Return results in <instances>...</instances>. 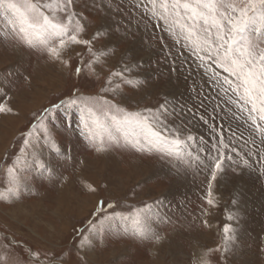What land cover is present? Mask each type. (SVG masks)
<instances>
[{
  "label": "rangeland",
  "instance_id": "374dc122",
  "mask_svg": "<svg viewBox=\"0 0 264 264\" xmlns=\"http://www.w3.org/2000/svg\"><path fill=\"white\" fill-rule=\"evenodd\" d=\"M108 4L75 0L74 10L85 18L84 38L107 33L93 50L106 46L110 54L92 68L83 46L75 48L83 65L76 55L65 65L42 46L21 43L12 27L15 15L0 9V89L5 93L0 103L12 108L0 112V192L12 186L7 168L13 165L26 185L18 198L0 199V254L19 264H31L29 250L56 264H264V160L254 157L252 169L227 166L213 182L210 206L205 200L210 171L190 159L215 142L210 125L218 126L217 133L223 129L225 142L231 139L245 152L264 155L243 88L233 91L238 83L234 76L211 61L202 64L178 26L171 28L137 7V0ZM124 65L133 66L128 74L133 84L114 78L109 85L111 72ZM78 66L83 67L79 76ZM137 79L144 83L136 85ZM117 84L118 91H106ZM104 100L129 111L151 109L160 119L166 115L165 123L184 125L197 140L168 155L166 146L159 145L150 152L137 151L121 133L119 147L97 152L85 122L91 124L87 109L103 106ZM41 114L49 136L29 137L35 147L21 153L26 133ZM201 115L207 123L198 119ZM7 130L10 135L4 137ZM100 200L114 203L110 211L119 215L105 223L102 236L93 238L90 247L80 248L77 230L95 221L92 213ZM137 215L150 238L139 237ZM225 224L232 225L234 236L227 253ZM151 233L162 237L159 243Z\"/></svg>",
  "mask_w": 264,
  "mask_h": 264
},
{
  "label": "snow or ice",
  "instance_id": "6c2138e0",
  "mask_svg": "<svg viewBox=\"0 0 264 264\" xmlns=\"http://www.w3.org/2000/svg\"><path fill=\"white\" fill-rule=\"evenodd\" d=\"M74 4L75 0H0V9L15 15L16 20L12 22V27L21 43L29 47L42 46L51 59L65 65L69 64L73 55L81 57V65H83L81 54L75 52L77 46H83L92 58L88 62V67L92 68L103 57L110 54L106 46L104 51L93 50L94 42L106 36L107 33L97 31L90 38L85 39V25L81 22L85 18L74 10ZM94 6L99 7L95 3ZM108 6L111 7V0ZM136 6L145 8L152 16L163 20L166 25L170 24L171 28L178 26L183 39L189 42L192 52L202 64L211 61L236 78L238 83L233 91L243 88L242 99L251 105L249 118L262 137L261 143L264 144V125L260 123L264 122V0H146V3L145 0H137ZM117 11H119L118 8ZM82 72L83 67L78 66L76 75L79 76ZM132 72L131 65H124L121 70L111 72L108 79L109 85L114 82V78L121 84L132 85L134 81L128 75ZM142 83L144 81L140 79L135 81L136 85ZM225 83H231L228 77H225ZM119 88L120 85L117 84L115 88L106 89V91L116 92ZM4 96L5 93L0 89V99H4ZM81 99L84 98L81 97ZM161 107L163 108L164 105ZM49 111L45 109L44 113ZM0 112H12V108L6 103H0ZM87 112L91 124L86 121L85 127L89 129V142L97 152L119 147L121 133L127 145L137 151L150 152L159 145L166 146L168 155H172L173 152L178 153L185 145L197 140L187 127L184 125L171 127L165 123L166 115L165 119H160V116L152 113L151 109H145L144 112L129 111L119 104L104 100L103 106L95 110L88 108ZM161 115L164 114L161 113ZM44 119L45 115L41 114L32 124L31 129L26 133L25 147L20 149L21 153H24L31 145L29 137L38 135L47 138L49 136ZM198 119L207 123L204 115L199 116ZM211 119L214 120V118ZM209 127L212 132L210 139L214 138L215 142L210 146L201 147L197 155L190 159L210 171L205 200L208 205L213 206V182L218 181L219 176L226 171V167L232 166L233 171L236 167L252 169L257 159L264 160V155L251 149L245 152L244 146L237 147L231 139L225 142L222 128L217 133L218 126L210 125ZM186 132L188 134L185 136ZM199 140L201 144H204L203 137ZM31 146L35 147V145ZM160 150L164 151L165 148L161 147ZM39 167L44 168V165L40 163ZM19 173L20 169L15 165L7 168L12 186L0 192V199L18 198L26 190V185L19 179ZM261 174H264V168H261ZM88 187L91 191H96L92 185ZM115 207L114 203H106L104 200L97 203L96 210L92 213L95 221L90 219L87 221L86 228L77 230L82 237L80 248L90 247L93 238L102 236L105 223L111 221L113 215H119V213H111L110 210ZM228 219L232 220L234 217L229 216ZM135 223L140 228L139 237L150 238L148 230L141 227L139 215ZM85 232L88 235H85ZM232 232V225L225 224L223 227L225 253L228 251L227 244L234 239ZM151 236L157 243L162 239L154 233H151ZM11 243L4 246L5 252ZM28 256L31 258V264H56L52 259L42 260L39 252L29 250ZM0 264H19V262L12 261L7 254H0ZM198 264H207V262L200 260Z\"/></svg>",
  "mask_w": 264,
  "mask_h": 264
},
{
  "label": "bare ground",
  "instance_id": "6f19581e",
  "mask_svg": "<svg viewBox=\"0 0 264 264\" xmlns=\"http://www.w3.org/2000/svg\"><path fill=\"white\" fill-rule=\"evenodd\" d=\"M26 106V105H25ZM5 132V134L6 135H4V137H6V136H8V135H10V132L7 130V131H4ZM8 132H9V134H8ZM1 140H3V139H1ZM0 150H2V147H0ZM63 194V193H62ZM64 196V195H63ZM94 199V198H93ZM94 201H96L95 199H94ZM88 202V201H87ZM63 204H65L64 202H63ZM62 204V205H63ZM84 206H83V208H82V211H86L85 209H86V207H87V204L85 203V204H83Z\"/></svg>",
  "mask_w": 264,
  "mask_h": 264
}]
</instances>
